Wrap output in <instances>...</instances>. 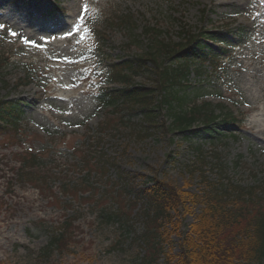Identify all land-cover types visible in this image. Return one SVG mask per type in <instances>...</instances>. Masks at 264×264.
Instances as JSON below:
<instances>
[{
  "label": "rangeland",
  "instance_id": "374dc122",
  "mask_svg": "<svg viewBox=\"0 0 264 264\" xmlns=\"http://www.w3.org/2000/svg\"><path fill=\"white\" fill-rule=\"evenodd\" d=\"M49 6L63 11L35 18ZM242 25L248 36L242 47L230 48L224 70L192 64L182 83L187 91L200 89L196 101L210 103L214 115L230 111L240 117L232 134L223 129L224 135L210 139L148 133L130 106L110 110L98 103L108 62L150 48L162 58L165 45ZM93 29L101 36L98 48ZM0 56L8 60L0 96L29 103L21 130L0 135V264H148L141 241L143 205L124 193L118 176L136 188L159 180L186 209L179 223L161 222L169 236L149 264L177 259L178 231L194 229L201 209L210 211L198 202L200 196L209 199L208 183L264 194V0H0ZM25 77L31 82L25 84ZM149 83L143 73L128 76L130 85ZM114 85L120 84L109 88ZM22 151L39 154V169L52 175L42 182L49 190L14 174ZM114 167L118 172L107 170ZM120 211L127 222L106 220ZM66 219L72 220L66 247L44 253Z\"/></svg>",
  "mask_w": 264,
  "mask_h": 264
},
{
  "label": "trees",
  "instance_id": "16d2710c",
  "mask_svg": "<svg viewBox=\"0 0 264 264\" xmlns=\"http://www.w3.org/2000/svg\"><path fill=\"white\" fill-rule=\"evenodd\" d=\"M123 23L128 24L126 20ZM242 31V28H237L234 32L235 43L227 37H223L222 42L236 46L240 43ZM219 35L222 36L216 31L201 33L197 37L188 36L183 43L165 45L167 52L162 58H159L157 50L150 48L144 55L109 64L106 80L118 81L122 85L98 92L99 104L110 110L130 106V114L140 116L143 131H177L185 136L200 135L210 139L224 135L223 129L230 131L229 126L234 122L232 114L225 111L221 115H214L210 103L196 101L201 94L200 89L187 91L189 87L182 85L190 74L192 64H207L213 72L222 68L225 51L208 43L218 40ZM7 65L8 60L0 56V78ZM197 70L198 67H195ZM140 73L149 78L148 85L128 84L129 75ZM27 106L21 99L0 96V135L9 136L21 130L20 123ZM167 119H170L168 123ZM199 122L203 123L200 127L194 126ZM16 160L18 168L14 174L20 180L33 182L41 190H49L42 184L47 183V180L50 182L52 175L46 176L39 169L41 162L38 154L18 153ZM114 168L107 170L118 172L117 167ZM118 177L124 179V193L143 205L139 215L143 225L141 241L148 248L144 259L151 263L162 248L159 243L169 236L168 227L160 226L161 222L179 223L175 220L178 217L181 219L187 213L186 209L181 208V203L178 204L174 189L166 188L159 180L150 179L153 181L151 183L144 181L136 188L128 187V179L124 175ZM208 187L211 189L209 199L206 195L205 199L200 196L198 202L210 211L204 213L201 209L196 215L194 229L190 227L181 235L179 225L172 227L171 230L178 231L177 234L181 236V250L177 259L168 264H264V194L256 196L252 188L243 189L232 184L224 189H216L212 183H208ZM105 218L108 221L120 218L127 222L126 214L122 211L107 214ZM61 226L50 237L44 253L61 251L66 247V234L72 226V220H64Z\"/></svg>",
  "mask_w": 264,
  "mask_h": 264
},
{
  "label": "snow or ice",
  "instance_id": "6c2138e0",
  "mask_svg": "<svg viewBox=\"0 0 264 264\" xmlns=\"http://www.w3.org/2000/svg\"><path fill=\"white\" fill-rule=\"evenodd\" d=\"M84 11L86 12L87 11V6L85 5V7H84ZM10 34L11 35H15V33H13V32H10Z\"/></svg>",
  "mask_w": 264,
  "mask_h": 264
}]
</instances>
